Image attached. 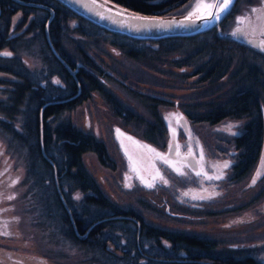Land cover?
<instances>
[{"label": "trees", "instance_id": "1", "mask_svg": "<svg viewBox=\"0 0 264 264\" xmlns=\"http://www.w3.org/2000/svg\"><path fill=\"white\" fill-rule=\"evenodd\" d=\"M19 1L0 0L5 15L16 8L34 14L15 39L4 31L1 44L11 49V55H0L4 75L0 76V138L19 174L21 206L34 223H30L36 229L32 236L40 253L43 250L53 260L70 264H264V247L260 252L255 247L263 242L222 245L215 236L160 226L145 220L137 209L113 202L81 159L84 151H92L103 165H109L103 142L67 116L94 90L114 115L125 123H136L146 141L162 143L166 130L156 105L163 98L134 91L148 117L140 115L109 87L117 79L107 71L106 61L73 39L75 35L77 40L89 39L93 43L88 46L93 48L108 44L144 66H165L182 81L191 77L185 84L193 81L199 94L176 105L188 120L212 124L225 117H248L243 130L233 137L241 151L230 167L231 179L242 178L263 144L261 102L264 105L263 68L243 52L262 58L264 53L227 33L231 16L244 0H235L218 27L155 39L109 31L58 0ZM112 1L145 14H164L187 0ZM99 35L106 40L96 42ZM33 39L40 43L39 68H29L21 55ZM68 250L74 254H65Z\"/></svg>", "mask_w": 264, "mask_h": 264}, {"label": "rangeland", "instance_id": "2", "mask_svg": "<svg viewBox=\"0 0 264 264\" xmlns=\"http://www.w3.org/2000/svg\"><path fill=\"white\" fill-rule=\"evenodd\" d=\"M261 1L244 0L242 12H238L237 9V12L231 16L229 27L232 28V25L238 23L236 16L239 17L243 11L247 14L240 17L243 18L240 23H243L246 17L245 23L249 19L251 21L252 18L248 12L252 13L253 7L259 5ZM258 30L259 35L264 36V32L261 29ZM77 37L79 36L75 35V39H73L76 43H81V46L90 48L91 52L94 51L106 61L107 71L113 78L117 79V81H110L109 87L116 94H119L123 102L139 112L140 115L145 118L148 117L146 108H142L139 101L134 98L136 93L134 91L149 93L163 98L164 101L156 105V110L161 115L166 130L161 144L147 142L141 136V130L134 127L136 123L131 121L125 123L114 115L97 91H90L85 99L67 112V116L75 126L90 132L105 146L109 165H103L92 151H84L81 155L84 167L93 177L100 190L119 206L137 209L147 221L172 229L183 228L206 233L215 236L222 245L263 242L255 246L257 252H260V248L264 247V175H261L255 184L252 181L258 170L264 173V145L252 168L238 180L231 179L230 166L223 169V178L219 180L205 179L203 175L197 176L196 172L191 170L193 168L182 167L186 157H192L187 155L188 151L185 152L191 146L192 152L194 151L198 158L196 168L199 170L201 168L208 176L218 175L217 166L224 162H229L231 165L234 159L236 160L237 153L241 151L240 148L234 146L233 137L243 130V125L248 117H225L212 124L204 121L193 122L183 117L186 125L185 130L182 128L181 122L178 124L177 120L173 118L171 119L173 131L170 136L174 139L176 137L177 144L180 145V150H184V153L179 155L180 161L176 159V151L169 158L177 162V167H182L185 175H178L172 168L158 159L154 158L153 162L155 163H152L149 156L151 153L147 152L146 149L134 145L128 140L122 142L124 133L127 138L131 137L137 140L139 145H147L149 148L164 152L169 142V120H166L165 117L171 113L180 114V108L176 106L178 100H188L190 99L188 97L198 93L196 92L198 90L197 84L193 81L185 84L192 78L187 76L182 81L178 77L179 74L170 68L166 69L165 66L159 69L148 67L149 65L144 66L145 63L125 57L122 52L108 46V44L100 45L101 48H93V46H88L93 41L89 39L77 40ZM103 40H106V37L99 35L96 42ZM240 52L238 51V54ZM21 55L24 56L23 60L29 68L32 66L39 68L41 60L40 43L38 44V41L33 39L24 54ZM91 55L94 57V54L91 53ZM243 55L248 56L249 59L253 58L252 61L264 71V58L261 56L253 57L244 52ZM110 69H115L116 72H112ZM0 76L4 77L1 73ZM120 82L122 83L120 84ZM2 97L0 93V98ZM191 98L193 99V97ZM260 108L263 119L262 141L264 144V105L262 102ZM228 125L233 126L231 131L227 130ZM120 132L123 133L120 135ZM201 150L203 159H201ZM126 151L136 162L137 171L131 170L128 155L125 154ZM12 161L6 157L4 143L0 138V184L1 187L5 185L4 188L0 187V191L2 193V189H4V203L10 204V208L6 207L12 213L14 212V201L15 211L20 214L19 224L21 228V232L17 236L4 239V243L9 245H5L6 248L0 247V252H3L2 254L8 260H13L15 256H23L25 259L34 261L32 264L37 261H43L45 264H57L51 259H40L37 239L34 237L32 240L29 239V233L26 231L27 213L25 210L23 211L21 204L16 202L17 200L13 197L18 189L13 188L12 182L17 179L19 174L14 170ZM18 161L20 162V159ZM18 161H15V164H20ZM153 164L155 168H153ZM157 169L168 181L167 185L156 180L154 187H146L140 177H143L144 181L152 182V177ZM185 192H188L189 195H183ZM212 192L217 193V195L210 199H192L193 195L207 196ZM9 196L13 199H8ZM1 198L2 194L0 195V207L2 206ZM12 247L18 252L15 253V256L12 255L14 254L12 251L7 249ZM68 251L69 254H74L73 251Z\"/></svg>", "mask_w": 264, "mask_h": 264}, {"label": "water", "instance_id": "3", "mask_svg": "<svg viewBox=\"0 0 264 264\" xmlns=\"http://www.w3.org/2000/svg\"><path fill=\"white\" fill-rule=\"evenodd\" d=\"M60 3L67 6L76 14L86 18L87 20L105 28L109 31L119 32L131 37L142 38V39H155L163 36L171 35H190L197 33L199 31L205 30L211 26L218 27V22L226 14L229 8L232 6L234 0H230V7L224 11L219 19H201L195 20L194 22H189L185 20V17L190 11H192V5L195 3H218L222 4L224 0H187L182 4L176 11L167 14L157 15V14H145L142 12L129 9L119 3L112 0H58ZM41 5V4H39ZM44 7L51 9L44 5ZM253 8H264V0L257 6ZM109 9L111 11H109ZM123 9V15H116V12ZM215 11V10H213ZM103 15V18L101 16ZM136 15L141 17H148V20H134L129 19V15ZM247 14L243 11L239 18ZM249 16L252 18L251 22L247 21L246 18L243 23H236L231 28V35L237 29H241L242 32L237 35H232L236 40L249 44L256 48L257 50L264 53V50L260 46L261 41H264V36L259 35V30L264 32V26H258L256 15L248 12ZM238 18V16H236ZM183 23V26L180 24ZM73 72V70H71ZM183 117V116H182ZM182 126L185 128L184 119L181 121ZM172 145L171 152L169 151V145ZM169 145L167 148V153H172L175 149V141L170 138ZM191 166H194L193 160H188Z\"/></svg>", "mask_w": 264, "mask_h": 264}, {"label": "snow or ice", "instance_id": "4", "mask_svg": "<svg viewBox=\"0 0 264 264\" xmlns=\"http://www.w3.org/2000/svg\"><path fill=\"white\" fill-rule=\"evenodd\" d=\"M230 7V0H224V2L222 4H218V3H195L194 5H192V11H190L188 13V15L185 17V20L189 21V22H194V18L195 20H201V19H219L220 15L226 11L228 8ZM215 10V11H213ZM109 11H111L109 9ZM252 13L256 15V20H257V25L258 26H264V8L261 9H256L253 8L252 9ZM124 14V10L121 9L119 11L116 12V15H123ZM102 18L103 15L101 14ZM129 19H134V20H148V17H141V16H136V15H129ZM243 18H237V22L240 23L242 21ZM249 22L250 19H249ZM180 26H183V23L180 24ZM242 30L241 29H237V31L233 32L232 35H237L238 33H241ZM262 48V50H264V41H261L260 44L258 45ZM0 55H4V56H10L11 53L10 52H3L0 53ZM57 83H59V81H57ZM176 119L177 123L179 124L182 120L183 117L181 115H179L178 113H171L168 116L165 117L166 120H169V130L173 131L172 127H171V119ZM233 126L232 125H228L227 130L231 131V128ZM129 140H131V137H128ZM133 143H138L136 141H133ZM123 147V145H122ZM139 147L146 149L147 152L149 153H153L155 159H158L160 161H162L164 164H166L168 167L172 168L178 175H185L184 171L182 170V167H189L188 164H183L182 167H177L176 164L177 162L172 161L171 159L168 158V156L166 154H162L159 152H156L155 149L153 148H149L147 145H139ZM176 148V155L179 156L180 155V145L176 144L175 146ZM172 150V145L170 143L169 145V151L171 152ZM126 155H128L127 151L125 152ZM188 156H192V151H191V146H189V151L187 153ZM128 159H129V163H130V168L132 171H137L136 168V162L133 161V158L131 155H128ZM201 159H203V154H202V150H201ZM230 164L229 162H224L222 165H218L217 168L219 169V174L218 175H213V176H208L206 173L203 172V170L201 171H197L196 175L197 176H201L203 175L205 179L208 180H219L223 178V169H227L229 168ZM153 168H155V165L153 164ZM261 175H264V173H261L259 170L256 173V176L253 178L252 183L255 184L256 180L258 178L261 177ZM127 179V177H126ZM142 183L145 184L146 187L148 188H152L155 186V181L156 180H160L162 181L165 185H167L168 181L161 175L160 171L157 169L155 175L152 177V182H148V181H144L143 177H140ZM17 180H14L12 183L15 184L17 183ZM128 186V185H126ZM183 195L187 196L189 195L188 192H185ZM217 195V193L212 192L207 196H201V195H193L192 199H210L213 196ZM8 199H13V197L9 196ZM76 199H79V194H77ZM5 228H7V224H5ZM4 235H8L9 233L7 231L3 232Z\"/></svg>", "mask_w": 264, "mask_h": 264}, {"label": "flooded vegetation", "instance_id": "5", "mask_svg": "<svg viewBox=\"0 0 264 264\" xmlns=\"http://www.w3.org/2000/svg\"><path fill=\"white\" fill-rule=\"evenodd\" d=\"M19 2L22 3V0ZM33 15L34 14L32 12H23L21 10V8L11 9V12L9 13V15L8 14L5 15V12L0 7V50H2L3 52H10L11 53V49L8 46L1 44L3 41H5V36H4L5 32L4 31L7 30L8 31V37H13L15 39V37L21 33L22 28L28 27V23L31 20V17ZM125 140H128L129 142H131V140H129L126 136H123L122 142H124ZM175 151L176 150H174L171 154H168L167 155L168 158H169V156H172ZM192 154H193L192 157H194V160L196 163V160H198V158H197L194 151L192 152ZM180 155H182L181 152H180ZM149 156H150V161H152V163H155V162H153V159L155 158L154 154L151 153V154H149ZM176 157L181 159L180 156H176ZM187 158L188 157H186V159ZM192 168H193L192 170L194 172L196 170H198V168H196V166H193ZM200 171H201V168H200ZM13 185H14L13 188L18 189L17 183H15ZM0 187H1V184H0ZM4 187H5V185L2 186L1 188H4ZM3 192H4V189H2V193L0 191V195L2 194V198H1L2 206L0 207V247L6 248V246H8L9 244L4 243V239H6V238L9 239L10 236H17L21 232V228H20V224H19V215L20 214H18L15 211L14 201H13L14 212L12 213V212H9V210L7 209V207L10 208V204L4 203V193ZM17 195H19V196L17 197ZM13 197L15 200H17L16 202H19V204H22L21 193L18 190L16 191L15 194H13ZM29 221H30V219L28 218L26 231L29 233V236H30L29 239L32 240V237L35 236V234L32 236V230H36V229L30 224V223H32V224H34V223L31 221L29 222ZM21 223H22V220H21ZM5 224H7V228H5ZM21 225L24 226V224H21ZM11 226H13V229H11ZM4 231H7L9 234L4 235L3 234ZM48 247L50 249L53 248L50 245ZM7 249H9V251H12L14 253V254H12L13 256H15V253H18L15 249H13V247L7 248ZM2 253L3 252H0V264H21V263L22 264H32V263H34V261L25 259L23 256H15L13 260H8L7 258L4 257V255ZM68 253L69 252H65V254H68ZM38 256L41 257L40 259H51L54 263H57V264H70V263H66V262H59V261L53 260V258H51L49 255L45 254L43 250L41 251V253ZM37 263L38 264H45L43 261L42 262L41 261L35 262V264H37Z\"/></svg>", "mask_w": 264, "mask_h": 264}]
</instances>
